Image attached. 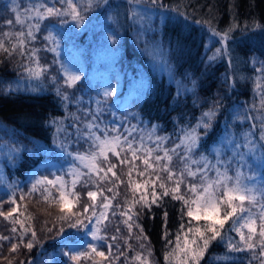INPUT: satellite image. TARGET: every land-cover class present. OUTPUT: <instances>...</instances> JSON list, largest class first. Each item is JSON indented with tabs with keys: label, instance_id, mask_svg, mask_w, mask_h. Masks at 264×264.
Segmentation results:
<instances>
[{
	"label": "snow or ice",
	"instance_id": "obj_1",
	"mask_svg": "<svg viewBox=\"0 0 264 264\" xmlns=\"http://www.w3.org/2000/svg\"><path fill=\"white\" fill-rule=\"evenodd\" d=\"M128 3L140 5L142 0H128ZM148 3L164 8L162 0H148ZM101 5L105 6L104 12L112 7L108 0H55L54 3L8 0L4 5L11 18L4 21L8 30L0 28V53L8 57L18 55L27 80V87H22L19 81L7 85L4 94L22 90L39 93L44 91L45 79L50 80L64 109L62 117L46 122L52 132L51 151L68 167L61 165L48 175L34 171L27 182L30 185L27 193L15 182L7 184L0 173V184H7L8 188L5 199L0 200V217L8 223L11 233L0 234V264L4 260L12 264L2 255L5 243L10 254L20 248L31 251L39 243L37 231L30 223L33 217L26 198L58 211L59 225L53 223L47 230H55L61 237V252L70 264H153L150 241L139 220L143 210L151 212L153 206L161 207L166 197L181 203L182 223L172 239L165 230L163 239L168 250L164 264H201L217 240L226 244L228 253H249L248 264H264V85L261 83L264 61L254 69L261 74L254 89L258 102L225 107V98L218 97L194 124L177 123L171 136L159 135L157 124L130 111L133 106H139L143 93L148 90L143 82L134 100H121L117 77L105 76L94 88L90 82L82 83L86 77L81 65L69 66L59 59L58 35L63 34L64 27H86L88 13ZM149 11L133 7L128 18L150 19ZM53 20L59 22V28ZM194 23L208 24L212 36L219 37L222 47L215 48L207 58L209 62L228 55L229 33L238 25L222 33L212 28L210 21ZM42 31L46 33L45 43L43 48H38L35 44ZM118 41L115 30L100 36L97 47L101 56L114 57L119 48L110 45H118ZM175 46H181L179 35ZM172 47V40L165 47L153 38L143 48L152 68L166 73L170 81L174 79L168 60ZM41 51L53 53L56 58L53 63L59 65V81L56 75H49L50 67L41 63ZM226 80L229 87L235 86L234 78L226 77ZM176 83L177 95H180L182 85L179 81ZM195 86L196 82L192 81V88L184 91H193ZM85 88L87 92L77 95ZM70 89L75 91L69 92ZM71 106L75 111L69 110ZM221 109L222 128L217 119ZM245 124L246 130L241 127ZM0 130L4 132L0 136V157L9 163L19 161L24 152L35 156L50 151L35 139L29 140L31 147H27L17 138L15 130L9 132L2 126ZM78 185L87 191H77ZM121 188L125 193L123 202L114 203L121 195ZM4 204L11 207L5 211ZM167 215L165 211V229ZM116 217L120 219L113 224ZM229 222L227 232L235 233L238 240L227 236L225 225ZM110 224L114 230L111 236L107 232ZM121 224L127 235L122 233ZM67 230L83 233L81 243H66ZM84 236L89 237L86 243ZM133 237L138 251L131 243ZM105 245L107 250H101ZM217 259L227 264L231 257Z\"/></svg>",
	"mask_w": 264,
	"mask_h": 264
},
{
	"label": "trees",
	"instance_id": "obj_2",
	"mask_svg": "<svg viewBox=\"0 0 264 264\" xmlns=\"http://www.w3.org/2000/svg\"><path fill=\"white\" fill-rule=\"evenodd\" d=\"M162 2L164 8L173 10L177 15L176 17L168 15L162 24L157 23V20L146 25L140 21L132 23L127 16L124 18L119 16V19L114 17L108 21L110 24H106L105 19L93 21L95 18L91 17L92 12L88 13L89 19L85 21L86 27L80 36L75 34L73 36L76 43H86L88 46L87 69L84 71L86 79L82 83L90 82L95 88L105 76L111 78L120 75V99H128L131 102L141 91V82H143L148 90L143 93L139 106H133L130 111L137 112L144 120L157 124L159 135L171 136L177 123L194 124L201 113L207 111L218 97L225 98L223 100L225 107L243 104L250 106L258 102L254 89L257 77L261 74L254 69L260 65L261 61H264V31H262L264 29V0H162ZM6 3L7 0H0V28L5 31L8 29L4 21L11 18V13L4 9ZM155 7L158 8L159 5ZM178 16L187 21L178 19ZM194 21H210L211 27L222 33L230 26L238 25L234 31L229 33L228 55L209 62L207 58L213 54L215 48H220L222 45L218 37L212 36L208 24H196ZM97 24L102 25L99 33H95L92 29L94 27L92 25ZM109 28L119 34L118 45H110L114 48L118 47L119 51L113 58L107 57L99 61L95 57L98 52L95 48L97 34L110 32ZM89 33L92 35L90 44L87 40ZM178 35L181 37V46L177 48L175 40ZM153 38L162 42L165 47L169 40L173 41V47L168 55L174 74V79L171 81L166 73L161 74L154 70L143 54L145 43L151 42ZM44 43L43 36L38 34L35 46L43 48ZM39 55L41 63L50 67L49 75H56L59 81L58 66L53 63L56 59L53 53L41 51ZM92 77L94 79H90ZM226 77L234 78V87H229ZM17 81L22 87H27V80L21 67V58L18 55L8 57L0 53V126L8 129L9 132L15 130L18 134L17 138L29 148L31 147L29 140L35 139L50 149L48 152H41L35 156L24 152L21 154V159L14 164L0 157V173L7 184L15 182L23 192L27 193L30 187L27 182L32 173L40 169L41 164L51 159L64 161L51 151L53 148L52 132L46 123L53 118L62 117L64 109L58 103L55 86L48 79L44 81L42 92L33 93L22 90L5 95L4 88L9 84L14 85ZM177 81L182 85L180 95H177ZM192 81L196 82L195 89L185 92V88H192ZM112 82L114 83L115 79ZM261 83L264 85V79ZM68 91L74 92L75 89ZM87 91L88 89L85 88L77 95H82ZM69 110L75 111V107L71 106ZM217 119L222 128L223 109H221V116ZM241 127L246 130L248 125ZM2 135L4 132L0 130V136ZM173 139H175L174 136ZM7 184H0V200L5 199L4 194L8 191ZM77 191L84 193L87 189L78 185ZM120 191L121 195L114 203L123 202L124 189L121 188ZM26 202L29 213L33 217L30 223L37 231L39 243L31 251L20 248L14 254L9 253L8 245L5 243L2 255L8 257L12 264H20L21 261L25 264L29 261L32 264H70L61 252L63 247L61 237L56 234L55 230L51 232L47 230L53 223L59 225L58 211L44 204H36L31 201V198H26ZM10 207L11 205L4 204L3 210L6 211ZM181 207L179 201L166 197L161 207L153 206L151 212L143 210L140 216L139 223L143 226L144 233L150 241L153 264H164V254L168 249L163 236L166 230L169 238L172 239L179 230L182 223ZM165 211L168 214L166 229L163 216ZM119 219L116 217L113 224ZM229 226L230 222L225 225L227 236L238 240L235 233L227 232ZM120 227L122 233L127 235L124 226L121 224ZM8 228V223L0 217V234L11 235ZM107 232L109 236L114 234L111 224ZM81 236H83L81 232L67 230L64 239L66 243L75 245L81 243ZM87 237L84 236V240ZM117 243L122 244V241H117ZM131 243L138 251L135 237ZM101 250L106 251V245ZM127 255L130 256L132 253H127ZM226 255L231 257L227 264H248L250 254L247 252L228 253L226 244L217 240L211 244L201 264H225L217 258ZM3 264H8V261L4 260Z\"/></svg>",
	"mask_w": 264,
	"mask_h": 264
},
{
	"label": "rangeland",
	"instance_id": "obj_3",
	"mask_svg": "<svg viewBox=\"0 0 264 264\" xmlns=\"http://www.w3.org/2000/svg\"><path fill=\"white\" fill-rule=\"evenodd\" d=\"M7 2H8V0H7ZM47 2L54 3L55 0H47ZM108 3L112 7L109 8L107 12H104L103 8L105 6L103 5V6H101V8L99 10H96L95 12H92L90 14L92 19L95 18V20H93V21L105 19L106 22L105 21L104 22L106 24H110V23H108V21H110L114 17H116V19H119V16H122L123 18L126 16L129 17V15H130L129 9L133 8V7H138L140 9H149L150 10L148 12L150 19L137 20V21H140V23L143 22L144 25H146L149 22H155L156 20L158 21L157 23L162 24L164 22L165 18L168 17V15H170L171 17L177 16L173 10H170L167 8H160V7L157 8V7H155V5H149V3L146 0H142V3L140 5H130L128 3V0H108ZM56 6L59 7L60 5L57 3ZM94 13H97V15H94ZM177 18L178 19L181 18L182 20L187 21L185 18H182L180 16H178ZM128 20L131 21L132 23L135 22L132 19H128ZM45 23H48V21H46ZM52 23H55L58 28L60 27L59 22L53 20ZM88 25L90 26L89 23H88ZM92 26H94V27L92 28ZM92 26H91V28L93 29V31L95 33H99L101 28H102L101 24L92 25ZM83 29L84 28H75L73 26H65L63 29V34L58 35V38L60 39V43H61L59 59L68 63L69 66H72L74 64H79L83 67V69L85 71L87 69L86 68L87 67L86 56H87V52H88V50H87L88 46L86 43L78 44L73 39L74 34L76 36H80ZM142 29L143 28H141V30ZM109 30H111V29L109 28ZM44 34H46V33H44L43 31L40 33L41 36H43ZM109 34H110V32L97 34L98 39L96 38L95 48H96V50H98V52H97L95 57L99 61L102 59L105 60V59H107V57H110V56H106V55L102 57L100 52H99V49L97 47L99 37L100 36H107ZM89 35L90 36L87 40H88V43L90 44L92 35L90 33H89ZM110 58H113V57H110ZM57 66L59 67L58 64H57ZM117 78L120 81L119 88L121 91V76L118 75ZM113 84H115V82ZM61 165H63L64 168L68 167V164L65 161H59L56 159H51V160L45 162V164H41L40 169L37 170L36 172H37V174L48 175L49 172H55L57 169H59L61 167ZM88 241H89V237H87L83 242L86 243ZM93 243H95V242H93Z\"/></svg>",
	"mask_w": 264,
	"mask_h": 264
}]
</instances>
